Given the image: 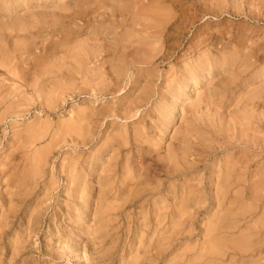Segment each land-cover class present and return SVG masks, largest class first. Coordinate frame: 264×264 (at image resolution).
Here are the masks:
<instances>
[{
	"label": "rangeland",
	"instance_id": "obj_1",
	"mask_svg": "<svg viewBox=\"0 0 264 264\" xmlns=\"http://www.w3.org/2000/svg\"><path fill=\"white\" fill-rule=\"evenodd\" d=\"M11 1L0 0V7ZM62 1L40 0L33 12L49 14L50 20ZM191 1L182 7L143 2L149 14L142 9L136 25L126 17L131 29L122 34L114 29L91 35L74 26L44 33L32 43L33 55L20 58L18 73L29 87L19 81L20 68L14 74L0 67V264H264V190L247 197L244 206L242 193H230L225 201L238 196L240 204L233 212L228 204L217 207L212 195L219 168L248 150L236 140L243 103L260 96L258 108L247 115L264 117V0H203L198 11ZM22 3L11 6L21 8L10 21L22 18ZM112 15L110 8L87 17L115 27ZM0 16L7 22V13ZM27 43L11 38L3 52ZM243 55L253 56L244 62ZM34 57L35 70L27 64ZM208 60L216 61L207 72L206 67L187 76ZM258 122L253 126L260 137ZM261 158L252 171L263 170ZM229 221L237 227L220 235ZM251 233L262 238L260 250L229 249Z\"/></svg>",
	"mask_w": 264,
	"mask_h": 264
},
{
	"label": "bare ground",
	"instance_id": "obj_2",
	"mask_svg": "<svg viewBox=\"0 0 264 264\" xmlns=\"http://www.w3.org/2000/svg\"><path fill=\"white\" fill-rule=\"evenodd\" d=\"M39 1L40 0H12L8 5H7V7L4 9V8H2V7H0V14L2 15V13H3V15H4V13H7V22H2V18H1V16H0V67H1V69H5V71L7 72V73H14V71L15 70H17V69H19L20 68V70L22 69L20 66H21V63H20V58H22V57H25L26 56V58H29L31 55H33V53H34V51H33V46H32V43L33 42H35L36 41V39H38V37L40 38V36H42L44 33H47V34H50V33H61V32H63V31H69L70 29H69V27L68 26H74L75 28H73L72 27V29L74 30V29H76V30H79L80 32H82V33H85V34H95V33H99V35H100V33H105V32H107V31H112V30H114V29H116V31L117 30H120V31H118L119 33H123V30L124 31H126V29L127 30H130L131 28H128L127 26H126V22H124L125 20H126V17H128V18H130L132 21H134L135 22V25H136V22L138 21V19H139V17H141L142 16V14L143 13H141V11H142V9L144 8H142V6H141V4H144L143 2H146V4H148L149 3V1L150 0H63V1H65V4L64 5H57L56 6V8L54 7V10H53V15L50 17V20H48L49 18H47L48 17V15L49 14H42V13H38V14H36V13H34L33 12V10H35V8L38 6V3H39ZM63 1H62V3H63ZM151 1H153V0H151ZM154 1H157V0H154ZM162 1H164V0H162ZM166 1H169L171 4H172V6H173V4H177V5H179L180 7H182V6H187L185 3L186 2H184L185 0H166ZM194 1V0H193ZM209 1H211V0H209ZM213 1V0H212ZM216 1V0H215ZM219 1H220V4L222 3L223 4V2H221L222 0H218V4H219ZM224 1V0H223ZM20 2H23L22 4H23V11H26V12H24V13H22L23 15L21 16L22 18H20L19 20H17V21H15V19H13L14 21H10L8 18L10 17V15L13 13V12H15L16 13V11L18 12V10L21 8L20 6H18V7H11V6H15V5H17L18 3H20ZM148 2V3H147ZM160 2V1H159ZM225 2H226V0H225ZM241 2H242V0H241ZM241 2H239V4L241 5ZM245 2V1H244ZM154 3V2H153ZM155 3H158V2H155ZM162 3V2H161ZM204 1L203 0H195V2L194 3H192V1H191V4H193L194 5V8H195V10H200L202 7V5L204 6ZM247 3V2H246ZM255 3V2H254ZM167 4V3H166ZM216 4V3H215ZM215 4H213L214 6H216ZM226 4V3H225ZM235 4V3H234ZM237 4H238V2H237ZM140 5V6H139ZM149 5V4H148ZM159 5V4H158ZM247 5V4H246ZM140 7V8H138V10L136 9L137 7ZM143 6H145V4L143 5ZM151 6V5H150ZM150 6H148V8L150 9ZM210 6V5H209ZM212 6V5H211ZM218 6V5H217ZM216 6V7H217ZM230 6V5H229ZM193 7V6H192ZM199 7H200V9H199ZM205 7V6H204ZM220 7V6H219ZM227 7V6H226ZM38 8V7H37ZM112 9L113 10V12H114V15H112V16H115L116 15V19H117V24L116 25H114L115 27H111V26H106V25H104V24H102V22H103V20H99L98 19V17L97 18H93V17H87V16H89L90 14H93L94 12H97V10H101V9H103V10H105V9ZM146 9H147V6L145 7ZM170 8V7H169ZM172 8V7H171ZM187 7H185L184 9H186ZM210 8V7H209ZM222 8H224L225 9V7H223L222 6ZM233 8H234V6H233ZM236 8V7H235ZM238 8V7H237ZM146 9L144 10V11H146ZM214 9V8H213ZM213 9H212V11H213ZM216 9V8H215ZM218 9H221V8H218ZM227 9V8H226ZM232 9V8H231ZM52 10V9H51ZM158 10V9H157ZM170 10V9H169ZM188 10V9H187ZM228 10V9H227ZM237 10V9H236ZM21 11V10H20ZM22 11V12H23ZM46 11V10H45ZM73 12L72 14L70 13V15H60L59 14V12ZM107 11V10H106ZM148 11V10H147ZM146 11V12H147ZM186 11V10H185ZM193 11V10H192ZM208 11V10H207ZM211 11V12H212ZM215 11V10H214ZM217 11V10H216ZM224 11V10H223ZM240 11V10H239ZM110 12V11H109ZM172 12V11H171ZM189 12H191V11H189ZM208 12H210V11H208ZM220 12V11H219ZM228 12V11H227ZM8 13H10V14H8ZM21 13V12H20ZM103 13V12H102ZM111 13V12H110ZM148 13V12H147ZM153 13V12H152ZM163 13V12H162ZM183 14H184V11L182 12ZM214 13V12H213ZM215 13H218V12H215ZM109 14V13H108ZM146 14V13H145ZM149 14V13H148ZM193 14V13H192ZM204 14V13H203ZM222 14V13H221ZM247 14V13H246ZM9 15V16H8ZM15 15V14H14ZM96 15V14H95ZM105 15V14H104ZM150 15H152V14H150ZM173 15V14H172ZM176 15V14H175ZM182 15V14H181ZM215 15V14H214ZM94 16V15H93ZM98 16V15H97ZM100 16H101V13H100ZM106 16V15H105ZM105 16H101L102 17V19H105ZM149 16V15H148ZM192 16V15H191ZM210 16V15H209ZM220 16V15H219ZM247 16V15H246ZM12 17V16H11ZM14 17V16H13ZM107 17V16H106ZM109 17V16H108ZM150 17V16H149ZM177 17V16H176ZM175 17V18H176ZM187 17V16H186ZM194 17V16H193ZM5 18V17H4ZM110 18H112V17H110ZM114 18V17H113ZM173 19H174V17H172ZM182 18V17H181ZM185 18V17H184ZM205 18V17H204ZM257 18V17H256ZM143 19V18H142ZM180 19V18H179ZM107 20V19H106ZM130 20V21H131ZM140 20H141V18H140ZM102 21V22H101ZM131 21V23H132V26L134 25L133 23L134 22H132ZM75 22V23H74ZM97 24H96V23ZM106 22V21H105ZM194 22V21H193ZM124 23H125V26L126 27H124ZM129 23V22H128ZM137 23H139V22H137ZM142 23V22H141ZM176 23V22H175ZM110 25V24H109ZM135 25H134V27H135ZM138 25V24H137ZM8 26V27H7ZM175 26V25H174ZM178 26V25H177ZM131 27V26H130ZM173 28V27H172ZM75 30V31H76ZM179 30V29H178ZM115 32V31H114ZM118 33V34H119ZM154 33V32H153ZM177 33V32H176ZM46 34V35H47ZM63 34V33H62ZM117 34V35H118ZM106 35V34H105ZM177 35V34H176ZM188 36V35H187ZM197 36V35H196ZM199 36V35H198ZM197 36V37H198ZM205 36V35H204ZM45 37V36H44ZM56 37V36H55ZM193 37V36H192ZM208 37V36H207ZM11 38L12 39H18V40H25L26 42H28L27 44H25L22 48H17V49H14V51L13 52H3V50H5V48L10 44V40H11ZM42 38V37H41ZM48 38V37H47ZM231 38V37H230ZM215 39V38H214ZM213 39V40H214ZM187 41V40H186ZM199 42V41H198ZM263 42V41H262ZM84 43H87V42H84ZM83 43V44H84ZM190 43H191V41H190ZM214 43V42H213ZM251 43V42H250ZM78 44V43H77ZM80 44V43H79ZM82 44V43H81ZM66 45H68V44H66ZM87 45V44H86ZM96 45V44H95ZM191 45V44H190ZM232 45V44H231ZM247 45H249V44H247ZM83 46H85V45H83ZM92 46V45H91ZM97 46V45H96ZM196 46V45H195ZM201 46V45H200ZM233 46V45H232ZM256 46V45H255ZM79 47V46H78ZM82 47V46H81ZM87 47H88V45H87ZM222 47V46H221ZM263 47V46H262ZM96 48V47H95ZM193 48V47H192ZM196 48V47H195ZM213 48V47H212ZM250 48V47H249ZM253 48V47H252ZM44 49H48V45H46L45 47H44ZM209 49H211V48H209ZM248 49V48H247ZM260 49H261V47H260ZM195 50H197V49H195ZM217 50V49H216ZM246 50V49H245ZM244 50V51H245ZM249 50V49H248ZM262 50V49H261ZM53 51H55V50H53ZM210 51V50H209ZM252 49H251V53H252ZM2 52V53H1ZM46 52V51H45ZM67 52V51H66ZM216 52V51H215ZM246 52V51H245ZM256 52V51H255ZM51 53V52H50ZM53 53V52H52ZM55 53V52H54ZM243 53V52H242ZM93 54V53H92ZM208 54H209V52H208ZM211 54H213V53H211ZM211 54H209V55H211ZM55 55V54H54ZM205 55V54H204ZM203 55V56H204ZM214 55V54H213ZM219 56H220V53L218 54ZM247 55H249V53L247 54ZM240 56H242V55H240ZM253 56V55H252ZM252 56H246L245 55V57H244V55H243V57H244V59H243V61L245 62L247 59H249V58H247V57H251V59H252ZM37 57V56H36ZM214 57V56H213ZM237 57V56H236ZM242 57V58H243ZM61 58V57H60ZM76 58V57H75ZM201 58V57H200ZM205 58V57H204ZM204 58H202V59H204ZM207 58V57H206ZM205 58V59H206ZM210 58H212V57H210ZM215 58V57H214ZM38 60H39V58H37ZM35 57L32 59V60H29L28 61V67H33V69H34V65H33V61H35V60H37ZM237 59V58H236ZM239 59V58H238ZM42 60V59H41ZM242 60V59H241ZM209 62L207 63V65L206 64H198V67L197 68H194L195 67V65H194V69L193 70H191L189 73L191 74V75H187V76H190L191 78H193V76H195V74H196V71H200V70H205V68L207 67V70L205 71V72H207L208 71V69H209V65H211L212 67H213V65H214V62L216 61H214V62H212L211 60H208ZM240 61V60H239ZM242 61V62H243ZM251 61V60H250ZM249 61V62H250ZM207 62V61H206ZM221 62V61H220ZM241 62V61H240ZM242 62H241V64H242ZM256 62V61H255ZM254 63V62H253ZM256 64V63H255ZM47 65H49V64H47ZM216 65V64H215ZM250 65V64H249ZM24 66V65H23ZM244 66H245V64L243 63V65H242V67L244 68ZM247 66V65H246ZM245 66V67H246ZM254 66V65H253ZM26 67V66H25ZM27 67V68H28ZM37 67V66H36ZM44 67H45V65H44ZM47 67V66H46ZM45 67V68H46ZM192 67V66H191ZM224 67V66H223ZM238 67V66H237ZM236 67V68H237ZM240 67V66H239ZM50 68V67H49ZM211 68V67H210ZM243 68H241V69H243ZM248 68V67H247ZM247 68H244L245 69V71H246V69ZM37 69V68H36ZM240 69V70H241ZM24 70V69H23ZM29 70V69H28ZM35 70V69H34ZM240 70H238V72H240ZM26 71V70H25ZM24 71V73H27L28 74V72L26 71L25 72ZM45 70H43V72H44ZM48 71H49V69H48ZM234 71H235V69H234ZM243 71V70H242ZM17 73L18 72H23L22 70L21 71H16ZM34 72V71H33ZM41 71H39V73H40ZM202 72V71H201ZM205 72H203V74L205 73ZM233 71H231V73H232ZM235 72H237V71H235ZM20 73H18L19 74V78H20ZM46 73V72H45ZM242 73V72H241ZM15 74V73H14ZM31 74V73H30ZM29 74V75H30ZM35 74V73H34ZM55 74V73H54ZM201 74V73H200ZM202 74V75H203ZM228 75L230 74V71H229V73H227ZM243 74V73H242ZM17 75V74H16ZM22 75H24V74H22ZM43 75H45V74H43ZM231 75V74H230ZM28 76V75H27ZM34 76V75H33ZM55 76V75H54ZM22 77V76H21ZM42 77V74L40 73V74H36V78L38 79V78H41ZM57 77V76H56ZM243 77V76H242ZM26 78H28V77H26ZM35 78V77H34ZM52 78V77H51ZM50 78V79H51ZM204 78V77H203ZM59 79V78H58ZM61 79V78H60ZM182 79H184L183 77H182ZM244 79V78H243ZM19 80V79H18ZM26 80V79H25ZM57 80V79H56ZM185 80H186V78H185ZM190 80V79H189ZM19 81H22V82H24L23 81V79L21 80V78H20V80ZM34 82H36V80H33ZM59 81V80H58ZM187 81V80H186ZM25 82H27V80L25 81ZM24 82V83H25ZM43 82H44V80H43ZM192 82V81H191ZM216 82V81H215ZM233 82H235V80L233 81ZM50 83V82H49ZM3 84V83H2ZM1 84V85H2ZM27 84V87H29V85H28V83H25V85ZM35 85H36V83H34ZM33 84V85H34ZM5 85V84H4ZM7 85V84H6ZM34 85V86H35ZM192 85V84H191ZM198 85V84H197ZM210 85V84H209ZM8 86V85H7ZM7 86H5L7 89H8V87ZM32 85H30V87H31ZM33 86V87H34ZM249 86V85H248ZM0 87H2V86H0ZM4 87V88H5ZM32 87V88H33ZM179 87V86H178ZM192 87V86H191ZM3 88V89H4ZM16 88V87H15ZM194 88V87H193ZM2 89V88H1ZM1 89H0V91H1ZM6 89V90H7ZM39 89V88H38ZM42 89V88H41ZM228 89V88H227ZM243 89V88H242ZM247 89V88H246ZM184 90V89H183ZM226 90V89H225ZM231 89H229V90H227V93H228V91H230ZM4 91V90H3ZM3 91H1V94H2V92ZM45 91V90H44ZM222 91V90H221ZM224 91V90H223ZM32 92H33V90H32ZM209 92V91H208ZM246 92V91H245ZM4 93V92H3ZM0 94V95H1ZM231 94V93H230ZM246 94V93H245ZM4 95H6V93L4 94ZM202 95V94H201ZM205 95H207L206 94V92H205ZM260 95V94H259ZM207 96H209V94L207 95ZM202 97V96H201ZM204 97V96H203ZM260 96H257L256 95V97H254V98H249V100H246L244 103H243V101H242V103H243V108L245 109V114H243V115H241V116H239V118H237L238 119V121H236L237 123H239L240 124V129H239V133L241 134V137H239V139L238 138H236V140L238 141H240V146L242 145V148H243V146L244 147H246V149H248L247 151H246V153L244 154V155H242L241 157H237V159L236 158H232V159H229V161H227V162H224L223 164V167L221 166L220 168H219V172H220V175L217 177V179H218V182H216L215 183V185H216V193L215 194H212V195H214V202H215V204H216V206L217 207H221L223 204H224V208H225V205L226 204H228L227 205V207H229V208H227L229 211H231V212H233V211H235V210H233V209H231V207H233V206H235L236 204V206H237V209H239L240 210V206H242V204H243V206H244V203H242V202H244L245 200H247V197H248V199H249V196L252 194L253 196H254V194L257 192L258 193V190L260 189H263L264 190V168H263V170L261 169V170H257V168H256V170L257 171H252V169H250V167H251V164H253L255 161H256V159L258 158H261V157H263L264 156V127H263V121H262V127H263V129L261 128V126H260V124H261V119L263 118V120H264V117L263 116H260V117H257V115H256V117L257 118H260V119H256V118H254V117H252V116H248L247 115V113H248V110L250 111V110H254V108H256V106H257V104H259V103H261V102H259V100H261L260 98H259ZM4 98V97H3ZM169 98V97H168ZM205 98V97H204ZM206 98H209V97H206ZM217 99H219L220 97L219 96H217L216 97ZM243 98V97H242ZM221 99V98H220ZM231 99V98H230ZM239 98H237V100H238ZM258 101H257V100ZM17 100V99H16ZM23 100V99H22ZM21 100V101H22ZM200 100V99H199ZM198 100V101H199ZM206 100V99H205ZM208 100V99H207ZM225 100V99H224ZM232 100V99H231ZM245 100V99H244ZM177 101V100H176ZM197 101V102H198ZM209 101H210V99H209ZM212 101V100H211ZM216 101H218V100H216ZM262 101H263V103H264V99L262 98ZM18 102H19V100H18ZM196 102V103H197ZM238 101H236V103H237ZM240 102V101H239ZM12 103H14V101L12 100ZM131 103V102H130ZM199 103H201V102H199ZM227 103V102H226ZM10 104V103H9ZM16 104V103H15ZM209 104V103H208ZM237 105H241V104H237ZM262 105H264V104H262ZM261 105V106H262ZM11 106V105H10ZM234 106V105H233ZM197 107V106H196ZM206 107V106H205ZM260 107V106H259ZM106 108V107H105ZM199 108V107H198ZM214 108V107H213ZM222 108V107H221ZM258 108V107H257ZM256 108V109H257ZM201 109V108H200ZM216 109V108H215ZM261 109V108H260ZM263 109V108H262ZM21 110V109H20ZM127 110H128V108H127ZM259 110V109H258ZM9 111H10V109H9ZM173 111V110H172ZM208 111V110H207ZM217 111H219V109L217 110ZM254 112V111H253ZM263 113H264V111H262ZM81 113V112H80ZM262 113V114H263ZM0 114H1V112H0ZM2 114H3V112H2ZM254 115H255V113H254ZM207 116V115H206ZM1 117V116H0ZM81 117V116H80ZM182 117V116H181ZM81 119H83V118H81ZM253 119H255L256 121L258 120L259 122H258V125L260 126V137H257V136H255V132H254V130H255V128L256 127H254L253 126V121H255V120H253ZM245 121V123L243 124L242 122H244ZM82 123V122H81ZM231 123V122H230ZM242 124V125H241ZM218 125V124H217ZM227 125V124H226ZM256 126V125H255ZM69 127V126H68ZM71 127V126H70ZM75 127V126H74ZM232 127V126H231ZM236 127V126H235ZM254 127V128H253ZM80 128V127H79ZM63 129V128H62ZM71 129V128H70ZM228 129V128H227ZM66 130V129H65ZM234 130V129H233ZM235 131V130H234ZM233 131V132H234ZM83 132V131H82ZM195 132H196V130H195ZM198 132V131H197ZM200 132H202V131H200ZM227 132V131H226ZM231 132V131H230ZM193 133H194V131H193ZM228 133V132H227ZM232 133V132H231ZM238 133V134H239ZM197 134V133H196ZM203 134H205V133H203ZM229 134V133H228ZM239 134V135H240ZM86 135V134H85ZM227 135V134H226ZM230 135V134H229ZM238 135V136H239ZM194 136H195V134H194ZM208 137V136H207ZM224 137V136H223ZM228 137H230V136H228ZM203 138V137H202ZM198 139H199V137H198ZM234 140V139H233ZM206 141V140H205ZM217 141H219V140H217ZM207 142V141H206ZM209 142H211V141H209ZM234 142H236V141H233L230 145H234L235 146V144H234ZM216 143V142H215ZM226 145H229V144H226ZM196 146V145H195ZM206 146V145H205ZM204 146V147H205ZM210 146V145H209ZM208 146V147H209ZM217 146V145H216ZM232 146H230V147H232ZM119 147V146H118ZM207 147V146H206ZM217 147H219V146H217ZM222 147V146H221ZM239 147V146H238ZM237 147V148H238ZM210 148H212V147H210ZM206 149V148H205ZM42 150V149H41ZM213 150V149H212ZM239 151H241V150H239ZM257 151H260V153H258L257 155H255V154H253V155H250V153L251 152H256L257 153ZM237 152V151H236ZM182 153V152H181ZM184 153V152H183ZM186 153V152H185ZM185 153H184V155H185ZM242 153V152H241ZM219 154V153H218ZM34 155V154H33ZM183 155V154H182ZM181 159H183V158H181ZM262 159V158H261ZM174 160H175V158H174ZM184 160V159H183ZM263 160V159H262ZM39 161V160H38ZM176 161V160H175ZM220 162V161H219ZM35 163V162H34ZM174 164H176V163H174ZM220 164V163H219ZM258 164H260V162L258 163ZM82 166V165H81ZM259 165H257V167H258ZM40 167V166H39ZM175 167V166H174ZM177 167V166H176ZM181 167V166H180ZM263 167V166H262ZM42 168V167H41ZM189 168V167H188ZM37 169V168H36ZM183 169H185V168H183ZM189 169H191V168H189ZM217 170V169H216ZM113 173V172H112ZM260 176V178L258 179V177ZM16 176V175H15ZM257 176V180H255L254 179V177H256ZM95 179V178H94ZM214 179V178H213ZM216 179V180H217ZM183 180V179H182ZM185 181H187V180H185ZM15 183V182H14ZM13 183V184H14ZM212 185V184H211ZM214 185V186H215ZM9 187V186H8ZM117 187V186H116ZM213 188V187H212ZM12 189H14V188H12ZM191 189V188H190ZM187 190V189H186ZM236 190H238L240 193H242L241 195H242V198H241V205L239 206L238 205V196L236 197V196H234V198L232 199V201H229V203H228V201H225V200H228L227 199V197H228V195L230 194V193H233L234 191H236ZM10 191V190H9ZM8 191V192H9ZM214 191V190H213ZM91 192V191H90ZM189 192H190V190H189ZM21 193V192H20ZM24 193V192H23ZM187 193V192H186ZM256 193V194H257ZM234 194V193H233ZM255 194V195H256ZM251 195V196H252ZM89 197V196H88ZM230 197V196H229ZM232 197V196H231ZM262 197V196H261ZM255 198V197H254ZM206 199V198H205ZM172 200H173V198H172ZM252 201V200H251ZM250 201V202H251ZM113 202V201H112ZM252 202H254V201H252ZM257 202V201H256ZM259 202V201H258ZM106 203H107V201H106ZM168 203H169V201H168ZM206 203V202H205ZM249 203V202H248ZM104 205V204H103ZM155 205V204H154ZM246 205H249V204H246ZM256 205H257V203H256ZM139 206V205H138ZM148 206V205H147ZM178 206V205H177ZM210 206V205H209ZM258 206H259V204H258ZM173 208V207H172ZM178 208V207H177ZM247 208H248V212H249V208L251 209V207L249 206H247ZM253 208V211L256 209V208H258V207H252ZM107 209V208H106ZM157 209V208H156ZM165 209H166V206H165ZM180 209V208H179ZM183 210H185L184 208H182ZM187 209V208H186ZM216 209V208H215ZM218 209V208H217ZM260 209V208H259ZM171 210V209H170ZM174 210H176L175 208H174ZM241 210L243 211V209L241 208ZM244 210H246V207H244ZM161 211V210H160ZM177 211V210H176ZM178 211H180V210H178ZM186 211V210H185ZM218 211V210H217ZM242 211H240V214H241V212ZM7 212V211H6ZM219 212H220V210H219ZM219 212H218V214H219ZM9 213V212H8ZM8 213H7V215H8ZM179 213V212H178ZM185 213V212H184ZM217 213V212H216ZM221 213H223V211L221 212ZM243 214H244V212H242ZM158 214V213H157ZM169 214V213H168ZM177 214V213H176ZM217 214V215H218ZM243 214H241L242 216H243ZM179 215V214H178ZM189 215V214H188ZM187 215V216H188ZM216 215V214H215ZM231 215V214H230ZM236 215H238V213H236L235 214V216ZM241 215H238L236 218H240V216ZM246 215V214H245ZM182 216V215H181ZM234 216V217H235ZM7 217V216H6ZM179 217V216H178ZM214 217V216H213ZM212 217V218H213ZM232 217V216H231ZM233 217V218H234ZM190 218V217H189ZM242 218V217H241ZM240 218V219H241ZM167 219H170V217L169 216H167ZM215 219H218L217 217L215 218ZM173 220V219H172ZM236 220H238V219H236ZM236 220H234V221H236ZM151 221V220H150ZM216 221V220H215ZM92 222V221H91ZM161 222V221H160ZM164 222V221H163ZM162 222V223H163ZM172 222V221H171ZM224 221L222 220L221 221V223L222 224H225V222L223 223ZM238 222V221H237ZM151 223V222H150ZM211 223V222H210ZM212 223H213V221H212ZM211 223V224H212ZM218 223V222H217ZM219 223H220V220H219ZM158 224V223H157ZM175 224V223H174ZM161 225V224H160ZM176 225V224H175ZM214 225V224H213ZM237 224H236V222H232V221H229V222H227L226 223V226L227 227H224V228H221L220 230H219V233H220V235H222L221 233H223V231L224 230H228V229H234V228H236L237 226H236ZM165 226H167L166 224H165ZM30 227V226H29ZM156 227H157V225H156ZM207 227V226H206ZM213 227V226H212ZM216 227V226H215ZM207 228H210V227H207ZM260 228V227H259ZM262 229V228H261ZM209 230V229H208ZM158 231V230H157ZM216 232H217V230H215ZM208 232L209 231H207V233H206V235H208ZM211 232H213V230L212 231H210V233L209 234H212ZM253 232V231H252ZM218 233V232H217ZM238 233V232H237ZM249 233H250V231H249ZM258 233V232H257ZM224 235H225V233H223ZM239 234H241V233H239ZM153 235V234H152ZM219 235V234H218ZM223 235V236H224ZM228 235V234H227ZM249 235V234H248ZM246 235V236H244L243 238L244 239H246L245 237H249V238H247V240H245L244 242V244L242 243V245L239 243V242H237V243H239V245L241 246V247H239V245L238 244H232L233 246H230L229 245V249L230 250H233V251H237V249H238V251H239V249H243V250H241V251H243V254H244V252H246V253H255L256 252V250H260L261 249V245H262V243H261V239H259L258 237L257 238H255L256 237V235H258V234H256V233H251V235ZM154 236V235H153ZM214 236H217V235H215L214 234ZM151 237V236H150ZM206 237V236H205ZM212 237V236H211ZM211 237H210V239H211ZM220 237V236H219ZM209 238V237H208ZM215 239L217 238V237H214ZM213 238V239H214ZM90 239V238H89ZM152 239V238H151ZM212 239V240H213ZM225 239V238H224ZM231 239V238H230ZM237 239V238H236ZM243 239V240H244ZM264 239V238H263ZM91 240H93V239H91ZM218 240V239H217ZM220 240V239H219ZM222 240V239H221ZM242 240V241H243ZM150 241V240H149ZM214 241V240H213ZM213 241H211V243L213 242ZM223 241V240H222ZM225 241V240H224ZM224 241H223V243H224ZM235 241H237V240H235ZM148 242V241H147ZM205 242V241H204ZM217 242H219V241H217ZM221 242V241H220ZM226 243H229V241L227 242V240L225 241ZM210 243V242H209ZM216 243V242H215ZM214 243V245H216ZM226 243H224V245L226 244ZM207 244V242L205 243V245ZM229 244H231V243H229ZM208 245V244H207ZM211 245V244H210ZM238 245V246H237ZM213 246V243H212V245H211V251H212V253H213V251L215 252V248L216 247H212ZM154 247V246H153ZM207 246H205V248H206ZM218 247V246H217ZM220 247H221V245H220ZM243 247V248H242ZM82 248V247H81ZM209 248V247H208ZM214 248V249H213ZM223 248V250H224V248H227L228 249V246H224V247H221V249ZM264 249V248H263ZM12 250V249H11ZM75 250V249H74ZM221 251V253H220V256H224L225 255V250L224 251ZM206 251V250H205ZM211 251H209V252H211ZM216 251H217V249H216ZM228 251V250H227ZM235 251V252H236ZM237 251V253L239 254V252H240V254L242 253L241 251H239L238 252ZM151 252H153V251H151ZM231 252V251H230ZM211 253V254H212ZM216 253V252H215ZM228 253H229V251H228ZM237 253H235V254H237ZM261 253V252H260ZM210 254V255H211ZM219 254V253H218ZM257 255V254H256ZM260 255V254H259ZM258 255V256H259ZM262 255V254H261ZM227 256V255H226ZM249 257V256H248ZM233 258V257H232ZM232 258H229L228 259V261H230V259H232ZM250 258V257H249ZM240 259V258H239ZM259 259V258H258ZM254 260H255V258H254ZM171 261V260H170ZM209 263V262H208ZM257 263V262H256ZM259 263H260V261H259ZM244 264V263H243ZM247 264V263H246ZM254 264V263H253Z\"/></svg>",
	"mask_w": 264,
	"mask_h": 264
}]
</instances>
